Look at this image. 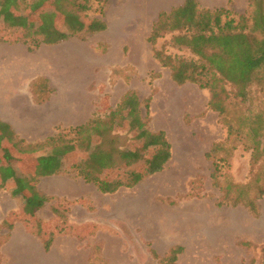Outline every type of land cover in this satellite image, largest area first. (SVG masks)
Listing matches in <instances>:
<instances>
[{
    "label": "rangeland",
    "instance_id": "1",
    "mask_svg": "<svg viewBox=\"0 0 264 264\" xmlns=\"http://www.w3.org/2000/svg\"><path fill=\"white\" fill-rule=\"evenodd\" d=\"M182 1L0 0V13L10 5L0 14V37L8 41L33 45L34 37L85 35L97 19L107 23L70 37L85 49L88 122L18 148L8 134L1 139L0 127V245L16 223L26 246L16 247V264L30 256L52 264H164L175 245L184 248L175 264H264V198L256 215L222 203L224 191L211 177L206 154L226 141L227 129L208 106L210 92L178 85L148 42L160 12ZM198 2L238 14L248 7V0ZM39 83L42 97L54 93L46 79ZM249 169L250 152L240 146L220 183H244ZM6 261L1 252L0 264Z\"/></svg>",
    "mask_w": 264,
    "mask_h": 264
},
{
    "label": "trees",
    "instance_id": "2",
    "mask_svg": "<svg viewBox=\"0 0 264 264\" xmlns=\"http://www.w3.org/2000/svg\"><path fill=\"white\" fill-rule=\"evenodd\" d=\"M8 7L10 5L0 14L6 13ZM100 14H104L103 8ZM106 28L105 20L99 18L87 26L85 35ZM75 32L64 31L45 42L34 37L36 41L30 44V50L41 43H59L76 36ZM160 40L163 44L159 47ZM2 41L8 40L0 37ZM16 41L28 43L26 39ZM148 42L155 58L170 69L178 85L191 82L210 92L208 106L218 113L220 123L227 129L226 141L214 144L206 154L212 159L213 183L224 191L222 203L242 204L256 215L257 202L264 198V0H248V7L241 14L227 7L206 8L201 7L198 0H184L170 11L160 12ZM247 103L260 108L245 109ZM230 141V146L226 147ZM240 146L250 152V177L244 183L229 181L223 186L220 179ZM222 151L224 154L218 158ZM81 172L89 176L86 171ZM32 200L36 199L27 198V202ZM43 202L38 199L36 205ZM7 239L1 243L0 250ZM49 248L48 240L45 249ZM183 250L180 245L171 247L167 260L162 259L164 264H175ZM152 252L157 256L154 250Z\"/></svg>",
    "mask_w": 264,
    "mask_h": 264
},
{
    "label": "crops",
    "instance_id": "3",
    "mask_svg": "<svg viewBox=\"0 0 264 264\" xmlns=\"http://www.w3.org/2000/svg\"><path fill=\"white\" fill-rule=\"evenodd\" d=\"M72 39L41 43L34 50L24 41L0 42V127L6 130L1 139L8 134L5 139L16 141L18 148L19 141H45L59 128L90 120L93 109L85 97V49L70 42ZM40 79H46L54 93L42 97ZM17 229L15 223L1 247L6 264H16V247H26L16 235ZM27 264L52 262L30 256Z\"/></svg>",
    "mask_w": 264,
    "mask_h": 264
},
{
    "label": "bare ground",
    "instance_id": "4",
    "mask_svg": "<svg viewBox=\"0 0 264 264\" xmlns=\"http://www.w3.org/2000/svg\"><path fill=\"white\" fill-rule=\"evenodd\" d=\"M112 56L110 55L108 59H111ZM136 59L140 62V64L142 65L143 64V61H142V55L138 53V55L136 56ZM149 63V62H148ZM193 101V100H192ZM195 101V100H194ZM192 104V103H191ZM212 213V212H211Z\"/></svg>",
    "mask_w": 264,
    "mask_h": 264
}]
</instances>
